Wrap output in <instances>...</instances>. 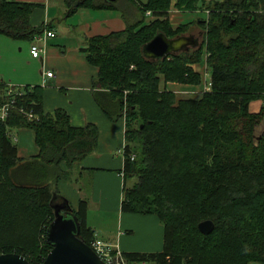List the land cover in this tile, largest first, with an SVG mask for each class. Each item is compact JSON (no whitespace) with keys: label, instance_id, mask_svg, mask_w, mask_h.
Instances as JSON below:
<instances>
[{"label":"trees","instance_id":"obj_1","mask_svg":"<svg viewBox=\"0 0 264 264\" xmlns=\"http://www.w3.org/2000/svg\"><path fill=\"white\" fill-rule=\"evenodd\" d=\"M64 2L69 16L81 8L117 10L126 24L90 37L81 51L98 67L93 86L111 97L115 108L96 92L99 103L113 119L125 116L122 211L154 214L164 226L163 250L124 252L128 263L264 264V136L255 133L264 119V103L258 113L249 108L253 100L264 101V0ZM41 6L0 0V33L34 40L51 28L31 23ZM172 9L208 12L202 20L203 44L147 58L143 46L158 33L174 38L187 32L189 23L175 27L170 22ZM148 10L153 13L149 20ZM203 62L210 69L211 87L199 97L178 98L160 89L162 78L202 84L194 65ZM43 95L41 86H26L16 109L0 120V254H22L31 264H43L52 249L47 230L54 219L52 201L60 198L58 181L71 177L75 166L96 150L99 135L92 123L73 125L64 109L45 113ZM20 107L39 119H26ZM14 128L34 131L37 154L19 157L10 133ZM138 143L141 159L132 160ZM134 176L139 179L128 188ZM72 209L80 222L79 237L91 246L95 230L87 222L88 200L80 199ZM206 219L215 222L210 234L199 229ZM41 236L46 250L36 248Z\"/></svg>","mask_w":264,"mask_h":264},{"label":"crops","instance_id":"obj_2","mask_svg":"<svg viewBox=\"0 0 264 264\" xmlns=\"http://www.w3.org/2000/svg\"><path fill=\"white\" fill-rule=\"evenodd\" d=\"M16 1L43 4L32 13L31 23L33 26L49 24L55 31V36L48 38L46 53L36 58L30 52L34 40H15L3 35L0 40L2 39L5 44H1L0 47L7 49L9 53L7 57H4L5 54L0 50V61L3 64L0 67L3 72L0 73V84H4L6 88L41 86L44 93L45 113H53L56 109L61 108L70 116L73 125L85 126L92 123L97 126L99 135L96 150L85 156L75 167L79 171L77 173L80 178L84 174L90 175L91 179L88 180L92 185L91 198L92 202L98 203V211L106 207L119 211L121 221L118 239H113L110 236L101 237L100 225L91 223V199H89L88 191L79 188L77 179L75 184L73 183L71 178L74 174L58 181L57 193L60 195V199L63 202H68L74 209L78 208L80 199H87L89 202L87 222L95 230V238L118 245L123 252L163 250L164 229L156 215L122 211L125 187L123 172L126 145L125 116L113 119L114 116H111L99 103L96 92L100 93L101 89L93 86V80L99 72L98 67L90 64L86 55L81 51V47L87 46L90 37L124 29L126 24L121 13L117 10L81 8L69 16L64 0ZM174 12L178 13L177 15L187 13L172 9L169 13L171 20L172 16L176 15L173 14ZM191 13L203 20L208 12L197 10ZM55 20L65 21V27L70 28L67 32L69 36L65 34L66 32L62 35L58 34L53 24ZM194 68L196 69L195 65ZM48 71H52L53 76H47ZM173 84L180 87L191 86ZM192 87L197 88L199 85H192ZM98 96L102 102L108 105V108L111 106L115 108V101L111 97L107 99L108 96H103L102 92ZM263 103L262 99L253 100L249 106L250 111L260 112ZM255 133L258 134V137L264 136V120L256 127ZM62 168L64 167L62 166ZM137 222L145 223L147 226L140 231L135 229Z\"/></svg>","mask_w":264,"mask_h":264},{"label":"water","instance_id":"obj_3","mask_svg":"<svg viewBox=\"0 0 264 264\" xmlns=\"http://www.w3.org/2000/svg\"><path fill=\"white\" fill-rule=\"evenodd\" d=\"M203 34V31H202ZM201 44L194 34H182L170 38L164 33H158L144 44L143 53L147 58L159 59L173 53L189 51ZM54 219L47 230V240L52 245L43 264H109L95 250L79 237L80 222L68 202L53 204ZM199 229L204 234H210L215 229L211 219L199 223ZM0 264H31L22 254H0Z\"/></svg>","mask_w":264,"mask_h":264},{"label":"rangeland","instance_id":"obj_4","mask_svg":"<svg viewBox=\"0 0 264 264\" xmlns=\"http://www.w3.org/2000/svg\"><path fill=\"white\" fill-rule=\"evenodd\" d=\"M172 16V20L170 19V22L172 23L173 26H178L182 23H189L188 25V30L185 34H194L195 36L198 37L199 41L201 42L200 46L203 44L204 39H205V34L203 32L202 34V30H205L203 27V23L201 18H199L198 16L196 17L195 15H193V13L191 12H187V13H181L180 15H177L178 13L174 12ZM208 15V13H207ZM207 16H205L206 18ZM150 18L148 17V20ZM54 27L57 29L58 34L62 35L64 32H66L65 34L67 36H69V33H67L70 28L69 27H65L66 23L65 21L61 20H55L53 22ZM1 34V33H0ZM4 34H1L0 38H3ZM5 37L11 39L10 37L4 35ZM28 42V41H26ZM1 44H5L4 42H2V39L0 40V45ZM199 46V47H200ZM0 50L5 54L4 57H7L8 55V51L7 49H3L0 47ZM3 53H1V55L3 56ZM204 53H206V50L204 51ZM206 57V55H204ZM1 59V56H0ZM1 61H0V67H1ZM3 66V64H2ZM195 67L198 71H200L202 73L203 76V81L202 84L199 85V87L195 88L191 86H185V87H180L179 85L173 84V83H179V82H172L171 85H169V83L171 81H164V79L162 78L160 81V89H170L171 91L176 92V95L178 98H190V97H199L201 91L204 88V83L209 81L211 78V74H210V69L207 67L206 63H200V64H195ZM2 68H0V73H3ZM179 84H184V83H179ZM185 85H190V84H185ZM167 87V88H166ZM180 87V88H179ZM198 89V90H197ZM4 91L1 90L0 88V96L3 95ZM122 117V116H121ZM264 120V119H263ZM262 120V121H263ZM262 123V122H261ZM256 130V129H255ZM12 139L14 141V143L18 146V155L21 158H30L32 155H35L38 153L39 148L35 142V134L34 131L28 128H14L10 131ZM256 136L258 137V134L256 133ZM17 138V139H16ZM141 152H142V144L138 143V145L136 147H134V155L135 158L137 160L141 159ZM133 159V160H134ZM62 163V166L64 168H66L65 164ZM77 167L74 168L72 175L76 174V178L73 177L71 178V180L73 181V183L75 184L76 179L77 184L79 186V188H81L83 191H88V195H89V199H91V213H90V221L91 223H96V225H100L101 228L100 231H102V233L100 234L101 237H111L113 239H118V236L120 234V228H119V224H120V213L119 211L115 210L114 208H104L100 211H98V203L92 202V185H91V181H89L88 179H91L90 175L84 174V176L82 178H80L78 176L79 171L76 170ZM138 176H134L133 178H131L128 182H127V187L128 188H132V186H134V184L138 181ZM122 189H123V184H122ZM121 189V192H122ZM96 201H98L96 199ZM56 203H64L63 200H61L60 198L56 200ZM127 214V213H125ZM133 216V215H132ZM50 221V217L47 218V222L48 223ZM163 226V223H161ZM147 226V224L142 223V222H137V225L135 226V229H139L140 231L144 230L145 227ZM164 229V226H163ZM142 234V233H141ZM107 239V238H106ZM40 244L38 243L37 247H40V249H45L47 247H44V241L45 239L41 236L40 240H39ZM49 250V249H48ZM250 264H261L258 262H251Z\"/></svg>","mask_w":264,"mask_h":264},{"label":"built area","instance_id":"obj_5","mask_svg":"<svg viewBox=\"0 0 264 264\" xmlns=\"http://www.w3.org/2000/svg\"><path fill=\"white\" fill-rule=\"evenodd\" d=\"M148 17H152L153 13L151 10L146 12ZM55 31L51 28L45 29L42 34H39L35 37L34 41L31 45V55L33 57H41L46 53L47 50V40L48 38L54 37ZM47 76H53L52 71L47 72ZM211 82L210 80L204 83V88L202 91L210 90ZM6 100H0V120L5 121L9 118L12 110L16 109L17 99L23 97L26 94V86H11L7 87L5 91ZM20 113H22L26 119L28 120H38L39 116L32 111H26L24 108L19 109ZM17 139V138H16ZM125 154V150H124ZM135 155H131V159L133 160ZM91 247L95 250V252L107 263L109 264H129L127 259L124 256V252L118 245H113L108 242H105L101 239L95 238L92 241Z\"/></svg>","mask_w":264,"mask_h":264},{"label":"flooded vegetation","instance_id":"obj_6","mask_svg":"<svg viewBox=\"0 0 264 264\" xmlns=\"http://www.w3.org/2000/svg\"><path fill=\"white\" fill-rule=\"evenodd\" d=\"M56 204H59V203H56Z\"/></svg>","mask_w":264,"mask_h":264}]
</instances>
